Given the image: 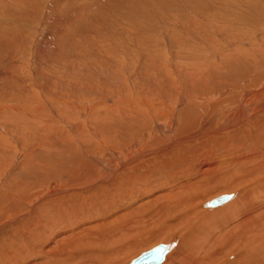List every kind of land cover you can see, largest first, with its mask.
Returning a JSON list of instances; mask_svg holds the SVG:
<instances>
[{
  "label": "bare ground",
  "instance_id": "1",
  "mask_svg": "<svg viewBox=\"0 0 264 264\" xmlns=\"http://www.w3.org/2000/svg\"><path fill=\"white\" fill-rule=\"evenodd\" d=\"M19 1L15 0V5ZM211 4L217 6L216 0ZM8 6L5 0H0L1 10ZM40 6L36 8L39 12L42 11ZM223 6H227V1L223 2ZM151 9L147 26L139 28L136 24L137 27H129L122 22L114 23L115 27L107 30L114 35L109 33L108 38L103 39L105 36L102 33L98 35L102 39L87 41L83 47L75 42L79 60L83 58L84 63L74 67L83 66L87 70L85 75L81 74L82 68L72 76L68 72L61 73V76L39 72L41 79L45 77L47 86L36 83L32 88L27 87L29 90L26 93L28 99H33L32 103L17 98L18 105L0 104V131L4 133L0 134V168H4L8 153L13 151L15 156H19L22 155L19 150L25 153L28 149L30 152L24 154L20 161L19 172L25 173L27 178L29 176L31 186L27 190L21 177L17 179L21 183L11 182L12 175H7L2 182L7 168L0 171L1 218L8 220L16 213L18 215L14 218H23L30 210L33 212L35 207L48 202V207L43 205L44 209H40L42 215L37 211L19 222L18 226L29 228L28 232L26 229V233H21L23 230L20 229L12 243L0 244V254L5 253L10 261L16 259L17 262L26 251L24 255L30 253L29 257L31 255L36 262L40 260L41 264H122L128 254L140 250L155 237L171 234L182 243H162L142 255L163 247L166 251L157 264H264V192L258 189L256 194L251 192L246 195L251 186L264 181V45H259L261 49L257 50L253 46L255 41L250 44L244 42L243 36L231 38L230 33L234 32L229 33V28H224L226 24L223 28L212 26L215 31H220L222 40L229 39L217 48L224 51L220 65L208 63L206 59L199 63L201 66L196 70L188 69L196 72L186 75L193 76L200 83L208 81L207 86L216 82L217 86L202 90L201 93L209 92L205 96L209 101L206 105L202 102L194 104L190 99L183 101L185 96L182 92L188 95L187 92L173 94L175 89L169 82L171 79L166 65L162 59V62L155 59L156 54L161 53V45L156 33L159 30L156 24L157 7ZM220 16L221 13L217 14L219 19ZM242 33L247 37L248 32ZM162 43L166 52L171 50V41ZM184 45L179 44L175 58H182L181 55L197 60L195 55H186L184 51L188 53L189 49ZM229 48L233 49L228 51ZM92 57L98 62L95 63ZM132 57H136L141 68L145 65L142 60L148 61V71L143 76L149 78V84H144L145 87L139 84L143 79V76L137 77L140 75L139 67L133 64L135 74L126 72L129 67L126 61ZM213 57L217 55L213 54ZM98 70L112 80L111 83L105 80L107 87L117 86L114 84L116 81L124 85L122 98L115 101L114 95H104L103 89L95 87L94 83L93 86L83 81L84 84H79L80 78L94 82ZM153 74L166 83L163 89L159 87L160 82L153 89L151 80L155 82L159 79ZM251 80L253 88L246 86ZM33 81L37 82L32 77ZM240 81L241 86H238ZM222 84L226 86L225 90L219 92L217 87ZM44 89L47 95L43 93ZM229 91L233 95L227 96ZM110 92L114 93L113 90ZM84 94L91 97L94 103L88 101ZM178 97L181 102L174 101ZM68 99L76 105L83 103L71 110L66 104ZM112 100L115 105H105ZM182 105L183 114L179 115ZM259 108L262 110H257ZM183 115L186 117L182 119ZM84 118L86 121L81 122ZM57 119L64 125L57 126ZM71 121L79 125L73 122L68 125ZM200 129L204 130L199 132ZM24 132L26 134L19 137ZM13 133L15 137L5 135ZM156 134L159 135L145 143L151 144L148 148L141 144ZM215 136L219 138L218 142H215ZM193 138H204V141L190 153L194 165H189L190 176L187 177L181 171V156L171 160V155L173 150L179 151L182 144H189ZM110 141L115 142L116 148L110 149ZM95 146L105 147L108 151L95 157L93 154L99 149ZM202 150L205 151L203 155L200 154ZM48 152L59 159H46L45 166L40 167L41 163L34 159V155ZM108 162L112 164L111 172L105 176L99 170L108 168ZM142 170H147L146 174L138 175ZM121 173H126V177H121ZM35 180L41 184L35 183ZM55 180L65 183V189L60 186L56 190L51 183ZM95 183L100 184L95 186L97 188L83 191L84 195H70L73 191L66 189L67 186L80 185L89 188ZM41 185H46V191L36 193L37 189L41 190ZM223 185L229 190L239 188V191L220 195L230 196V199L218 206L210 207L212 200L203 206L202 197H207L214 188L219 189ZM260 187L263 189L264 184ZM69 195L72 199L67 200ZM94 210L101 212L95 214ZM1 222L0 226L5 223ZM142 255L133 257L126 264H132Z\"/></svg>",
  "mask_w": 264,
  "mask_h": 264
},
{
  "label": "rangeland",
  "instance_id": "2",
  "mask_svg": "<svg viewBox=\"0 0 264 264\" xmlns=\"http://www.w3.org/2000/svg\"><path fill=\"white\" fill-rule=\"evenodd\" d=\"M20 1H19L20 2L19 4L15 5V3H14L15 0H9V1L5 0L6 4L9 5L7 7V9H4L2 7V10H1V7H0V11H1L0 12V26H1L0 27V104L6 105V106L7 105H9V106L18 105V104H16L17 98L18 99L24 98L26 100L25 103H30V102L32 103L33 99H28L29 97L27 96L26 91L29 90V88L36 86V83H41L44 86L47 84L45 77H43V79H41V77H40L41 74H46V73L48 74L49 73L52 76H55L56 74L61 76L63 73L68 72V74L70 76H72L73 73H78V70L81 69L83 66H80V65L78 67H74V66L78 65V63L83 64L84 62H82V61L84 59L82 58L81 61L79 60L81 58L78 57L79 55L77 54V49L74 48L75 47L74 44H76L77 42L81 43V44L77 43V46L79 45V46L83 47V46H85L84 43L87 41L102 39L101 38L102 36H98V35L104 34L103 36H105V37L103 39H105L106 37L108 38V37L114 35L112 32L107 31L109 28L113 29L115 27V26H113L114 23L119 24L122 22V23L128 24L129 27L131 25L132 26H136V25L138 26L139 25V28L141 26H145V25L147 26L148 23H150V19L148 17L149 16L151 17V14H152L151 8H155V7H157V16H158L156 19V22H157L156 24H158L157 26H159L158 27L159 30L156 33H157L158 40L160 41V45L162 47V48L160 47L161 53L156 54L157 56L155 59H157V61L158 60L160 61L162 59L164 64L166 65V69L168 70L169 77L171 79L169 82H171V87L173 89H175V90H173V94L177 93L179 91L187 92L188 95H185L182 92V94L185 96L183 101L190 99L191 102H193L194 104L200 105V102H202L203 105H206V104H208L209 101H206L205 96H207L209 92L206 90L205 93H201L202 90L205 88H208V87L217 86L216 82H214V83L211 82L209 84V86H207L208 81L207 82L204 81V82L200 83L197 79L193 78V76L186 75L187 73H190V72H196V71H192V70H188V69H195L196 70V68L201 66V65H199V63H202L204 60L206 61V59H207L208 63L212 62L211 64L220 65L219 63L222 61L221 56H222L224 51L223 50L219 51V50H217V48L220 44L229 41V39L226 38V39L222 40L223 38L221 36H219L220 31L219 30L215 31L212 26H215V29H216L217 27L223 28L224 25L226 24L224 28L225 29L229 28V30H227L229 33H230V31L234 32V33H230L231 36L230 35L229 36L231 38H234L235 36H237V37L243 36L242 38L244 39V42H246V43L248 42L250 44L251 43L253 44L255 41L253 46H255L257 50L261 49L259 45H262V44L264 45V0H216L217 6H211L212 5L211 3H214L215 0H189V1L188 0H186V1L185 0H155V1H153V0H113V1L107 0L106 2H103L102 0H42V1L41 0H27L28 2L26 0H20ZM225 1H227V6L224 7L223 2H225ZM38 5L40 7H42V11L40 10V12L38 11V9H36L37 7H39ZM221 7L223 8V11H222ZM226 7H227V10H229V11L226 10ZM31 8H34V9H31ZM186 9H188L187 10L188 12L186 11ZM21 11L23 13H21ZM37 12H38V14H37ZM220 13H221V16L219 19L217 17V14L220 15ZM226 17L229 18V20H226L225 19ZM142 21H144L145 23L144 22L142 23ZM200 23H201V25H200ZM174 24H176V25H174ZM60 25L62 27H60ZM103 25H105V26H103ZM183 25H184V28L182 27ZM216 25H218V26L216 27ZM163 26H164V28H162ZM168 26H169V28H167ZM175 26H177V27H175ZM105 28H106V30H105ZM201 28H203V29H201ZM135 31H137V30H135ZM161 31H162V35L160 34ZM168 31H170V32H168ZM242 32H248L247 37L246 36L244 37V35H242L243 34ZM109 33L111 34L110 36H109ZM259 34L261 37L259 36ZM51 35H52V37H51ZM55 35L57 37H55ZM53 37H55V38H53ZM162 37H164V39H162ZM190 37H192V38H190ZM176 39H179V40H176ZM167 40L172 42L171 50L168 52H166V49L162 43V41L166 42ZM65 41H67V42H65ZM237 41H239V40L237 39ZM210 42L212 43L211 45H210ZM179 44H183V45L185 44L184 47L189 49L188 53H187V51H184L186 53V55L187 54L190 56L195 55L197 60L196 59H190L189 57H184L181 55H179V56L182 58H175V54H177L175 50H179V48H180ZM223 48L224 47H222V49ZM38 49H40V50L38 51ZM230 49H233V48H229L228 51H230ZM213 54H216L217 57L216 58L213 57ZM135 58L136 57H132L130 59H127L128 62L126 61V64L129 67L127 66L128 70L126 72H129V74L133 72V74H135L134 65H136L140 69V75H138L137 77H139V76L142 77L145 74V72L148 71L146 68V62H148V61L142 60L145 65H143V68H141V66L136 61ZM201 58H205V59L202 60ZM91 59L92 60L94 59L93 61L95 63L98 62L97 58L92 57ZM213 59L215 62L213 61ZM162 60H161V62H162ZM199 60H202V61H199ZM68 63H71V64H68ZM195 63H196V65H195ZM69 67H71V68H69ZM39 72H41V74H39ZM54 72H55V74H54ZM84 72H87V70L82 68L81 74H84ZM95 75H96V77H95L96 79H94V82H92L90 80L88 81L85 79L82 80L80 78L81 80L79 79V84L81 85L84 83H89L93 86V83H94V84H96L95 87L98 86L99 89L100 88L103 89L104 95H110V94L114 95L113 98L115 99V101L119 100V98H122L124 96V93H122V90L124 89L123 84L120 85V83L118 81H116L114 84H116L117 86L107 87L106 85H104V83L107 84L105 82V80L108 79L106 76L107 74L105 76L101 75L100 71L98 70V72L95 73ZM153 75L156 78L159 77V79L156 80L155 82L153 80H151V82L153 83V85H152L153 89H155L156 86L159 85L160 83H161V85H159V87H161L163 89L165 87L166 83H162V81H161L162 79L160 76H157L155 74H153ZM32 77H33V79L37 80V82H35V81L31 82ZM121 77H122V75H121ZM102 79L104 81H102ZM143 79H145V80H143ZM143 79H141L139 81V84L142 87H145L144 84L145 85L149 84L148 83L149 78L148 77L146 78L145 76H143ZM108 80H109L108 83H111L112 80L111 79H108ZM82 81L84 83H82ZM98 81L99 82L101 81V82L99 83ZM130 81L133 85L132 79H130ZM101 84H103V85L101 86ZM225 84L226 83H224V85ZM229 84L233 85V83H229ZM224 85L222 84L221 86L217 87V90L219 92L225 90L226 86H224ZM237 85L241 86V81L238 82ZM246 86L249 88H253L254 86H252V80L248 81ZM27 87H29V88H27ZM231 87H233V86H231ZM109 88H112V89H109ZM113 88H117V89H113ZM36 89L37 88H35V90ZM130 89H131V87H130ZM110 90H113L114 93H111ZM43 91H44L43 93L45 94L46 93L45 89ZM143 91L147 92V90H143ZM127 92H128V90H127ZM160 94H163V93L160 92ZM16 95H18V97ZM46 95H47V93H46ZM133 95L136 96L135 94H133ZM170 95H171V93H170ZM231 95H233L232 91H229L227 96H231ZM80 96H82V95H80ZM33 97H35V96L33 95ZM202 97H203V99H202ZM85 98H88V101L90 100L91 102H93L91 100V97L85 95ZM71 101L72 100L68 99L66 102L68 108H70L71 110L74 106L80 107L81 104L83 103V102H81L80 105H76ZM174 101L175 102H181L182 99H180L178 97ZM105 105H107V106L115 105V102H113V100H112V102L106 103ZM183 105H185V104H183ZM183 105L179 108L180 109L179 115L183 114V113H181V108L183 107ZM99 107H101V106H99ZM257 110H262V108H259ZM185 117L186 116L183 115L181 118L183 119ZM86 119H88V118H86ZM83 121H86L85 118L81 120V122H83ZM72 122L79 125L75 121H71L68 125H70ZM56 125L57 126L58 125H64V123L61 120L59 121L57 119ZM21 127H23V126H21ZM70 128H72V125L70 126ZM70 128H68L69 131H70ZM19 129H21V128H19ZM203 130L204 129H200L199 132H202ZM21 131H22V129H21ZM0 134L3 135L4 133L2 131H0ZM25 134L26 133L24 132L23 134H20L19 137L20 136L22 137ZM5 135L6 136L8 135V137H12V136L15 137L16 134L13 133V134H5ZM158 135L159 134L151 135L150 137H148L147 139L142 141L141 144L145 148H148L151 144L146 145L145 143H147V142L149 143V141L152 138H156ZM19 137L17 136L16 138H19ZM199 137H203V136L200 135ZM218 139L219 138H217V136H215V138H214L215 142H218ZM186 140H188V139H186ZM123 141H124V138H123ZM203 141H204V138H197L196 140L193 138L189 144H187L188 142H186L185 145L182 144L179 151L173 150L174 152L171 155V160H175V156H178V157L181 156V159H183L182 161H185V163L182 164L181 163L182 161L179 160L180 166H181V171L187 177L190 176L189 175L190 174V171H189L190 166L189 165H191V164L194 165V158L192 157V155H190V153H193V149L195 148V146H200V142H203ZM206 142H208V141H206ZM114 144H115V142H113V141L109 142V146H111L110 149L116 148V145H114ZM112 145H114V147ZM212 146H215V145H212ZM95 147L99 148V149H97L98 153L101 152L98 154L95 151V153L93 154L95 157L98 155H100V156L104 155L105 154L104 152L108 151L107 148L102 147V146H100V147L95 146ZM95 147H93V148H95ZM105 149H107V150H105ZM28 152H30L28 149L25 150V153H23L22 151L19 150V153H22V155H19V156H15L16 152H13V151L11 153L7 154L8 157H5L6 159H4L5 164L3 163L4 168L3 167L0 168V171H2V169L5 170L7 168L5 170L6 172L2 176V182H4L5 177L7 175L8 176L12 175V179H10L11 182L15 181L17 183H21V181H22V182H24V184H26V185L23 184V186L27 190L31 188V186H29V181H30L29 176L27 178L25 173H23L25 176H22L23 174L21 172H19L20 161L24 157V154H27ZM204 152L205 151L202 150L200 152V154L203 155ZM34 156H35L34 159H36L38 162L40 161L39 162V163H41L40 167L45 166V162H46L45 160L46 159L52 160L53 157L56 158V160L59 159V158H57L58 156L56 157V155L51 154L49 152L47 154L42 153V154H37ZM112 158H113V156H111V159ZM108 163H105L104 165L108 166L107 165ZM186 164H188V165H186ZM111 165L112 164L109 163L108 168H105L106 170L101 168L99 170V172H101L105 176L108 175V173L111 172ZM158 165H159V163H158ZM158 165L156 164L155 166H158ZM52 166H55V164L52 163ZM113 166H112V168H114ZM155 166H152V168ZM148 168H149V166H148ZM146 172H147V170H142L138 175H144V174H146ZM13 175H15V176H13ZM126 175H127L126 173H121V177H126ZM19 178H20V180L21 179H23V180H21V181L17 180ZM34 182L40 183L36 180ZM44 182H46V181H44ZM51 183H54L53 186L55 189L61 188V187H64V189H65L66 184L60 183L59 180H55ZM67 183H69V181H67ZM110 183H113V182H110ZM98 184H100V183H95V184L91 185L89 188H86V186H84V185L67 186L66 189L70 188V190L73 191L70 195H78V194L84 195L83 191H85L86 189L88 190L91 188H97L95 186ZM262 184H264V181L259 182L256 186H251L250 191L246 192V195L247 196L250 195L251 192L253 194H256L258 189L260 191L264 192V188L262 189L260 187V185H262ZM45 186L46 185L42 186L41 190L37 189L36 193H38V192L43 193V191H46ZM81 186H82V188H80ZM73 187L78 188V189L74 190V189H72ZM7 188H9V187H7ZM231 191H233V192L237 191L238 192L239 188L229 190L224 185L221 186V188H219V189L214 188L207 197L206 196L202 197L201 200L204 201L203 206L206 202L211 201L215 198H218L222 194L232 193ZM70 195L66 197L67 200L72 199V197ZM258 200L261 201L262 199H258ZM43 205L45 207H48V202H45L44 204H41V205L35 207L33 212H32V210H30V213H28L24 217H27L30 214L34 215L35 212H37V211L39 212L40 215H42V212L40 211V209H44L42 207ZM24 209H25V207H23L22 211H24ZM94 211H95V214L98 212H101L98 210H94ZM14 215L17 216L18 213L13 214V216H9L7 218L8 220L2 219L3 217L1 218V215H0V218H1L0 221H2V222L5 221V223L0 226V244L1 245L9 243V242L12 243L13 237L16 236L17 232H20L23 230L21 232V233H23L24 230L26 231V229H27L26 232H28V230H29V228L23 229V228H21V226L20 227L18 226L19 222L24 221L26 218H24V217L23 218H14ZM10 217H11V220H9ZM39 220H41V219H39ZM10 224H11V226H10ZM26 232H24V233H26ZM99 238L100 237H97V240H99ZM177 240H178V238L174 237L171 234L170 235L168 234L167 236H162V237H155L152 241L146 243L140 250L133 251L132 253L128 254L125 257V259L123 260L122 264H126L133 257L136 258L137 256L142 255L143 253H146L147 250H150V249H152L158 245H161L162 243H170L173 241L178 242ZM179 242L182 243L180 240H179ZM20 245H22V244H20ZM54 245H55V243L53 244V246ZM9 246L12 247L13 244L12 245L9 244ZM10 247L8 249H10ZM18 247H20V246H18ZM179 247H181V244L178 246V248ZM26 253L27 252L25 251L24 253H22L21 257L19 256V260H21V261L18 264H20V263L21 264H41V263H43L40 260H37V262L33 261L31 255H30L31 258L28 255L30 253H28L27 256L24 255ZM2 255H4V256H2ZM0 256H2L3 260H4L3 261L2 257H1L0 264H8V263L9 264H11V263L17 264V262L19 261V260H17V262H16V259L15 260L13 259L10 261L8 258H6L5 253L0 254ZM172 258L173 257H171L169 260H171ZM259 258L260 257H258V259ZM252 264H254V262Z\"/></svg>",
  "mask_w": 264,
  "mask_h": 264
},
{
  "label": "water",
  "instance_id": "3",
  "mask_svg": "<svg viewBox=\"0 0 264 264\" xmlns=\"http://www.w3.org/2000/svg\"><path fill=\"white\" fill-rule=\"evenodd\" d=\"M230 199V196H222L209 202L210 207L218 206L221 202ZM166 249L159 247L150 251L149 253L142 255L139 259L134 261L132 264H157L161 261L163 254Z\"/></svg>",
  "mask_w": 264,
  "mask_h": 264
}]
</instances>
